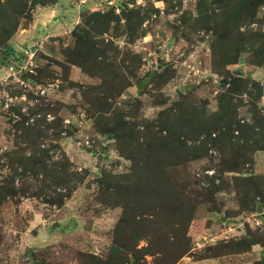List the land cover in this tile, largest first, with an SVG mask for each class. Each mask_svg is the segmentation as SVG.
Instances as JSON below:
<instances>
[{"label":"trees","instance_id":"16d2710c","mask_svg":"<svg viewBox=\"0 0 264 264\" xmlns=\"http://www.w3.org/2000/svg\"><path fill=\"white\" fill-rule=\"evenodd\" d=\"M60 1L0 0L2 67L18 69L25 63L27 50L19 52L11 40L24 22L33 21L37 7H50ZM121 6V15L113 9L84 13L88 11L86 9L72 32L73 46H67L63 52L65 62H58L65 81H69L71 66L101 78L102 83L82 88L83 107L88 105V113L97 118L96 130L115 141L119 156L129 163L124 174L115 175L103 169L96 179L101 203L110 209H121V215L112 232L106 258L89 254L85 256L86 264H178L185 257L216 259L247 253L256 244L264 245L261 228H247L241 237L206 245L201 250L193 246L191 234L192 224L201 207L207 206L210 212L222 214L215 196L230 186L228 180H223L226 173L232 174L230 181L244 192L241 210L256 213L258 200L264 206L262 177L249 170H246V177L238 178L236 175L242 173V166L253 164L256 152H264V112L258 106L263 87L260 82L234 75L228 69L240 64L245 53L251 54L250 65L264 66V15L258 18V10L264 7V0H199L198 17L190 26L197 32L205 30L214 35L211 43L213 65L215 73L222 77L217 110L209 113L207 100L192 104L178 91L180 99L162 110L155 120L140 117V100L135 101L136 105L128 106L127 111L115 105L116 99L132 86L130 77H136L134 68L127 62L133 60L136 64L137 58L127 55L121 65L117 64L118 47L100 38L109 33L112 23H120L121 18L125 19L126 30H134L130 27L131 21L135 17L140 18L142 13L139 8L128 9L126 3ZM244 24L246 31L241 30ZM254 24L258 28L251 27ZM32 50L37 55L39 48ZM111 52L112 56L109 55ZM35 72L36 75H23V79L33 86L41 84L43 77L54 78L51 71L43 68ZM170 77L171 68H167L163 73H153L150 82ZM14 87L16 85L12 84L4 89L11 91ZM20 91L11 92L12 98L14 95L19 97ZM139 91L143 93V89ZM245 94L249 97L247 112L251 116L250 122L245 121L240 113V108L246 106L241 98ZM20 104L19 107L11 103L6 111L11 125L9 134L15 132V147L0 158H7L13 170L0 181V206L31 191L30 185H17L18 178L29 175L41 182L38 191L58 194L55 199L58 198L61 205L66 196L57 193V189L64 187L72 191L86 178L84 174L72 171L71 161L64 153L57 161L53 160V152L61 150L59 142L66 132L64 119L57 110L51 109L49 102L44 101L27 113L22 112ZM130 108L134 111L129 112ZM48 115H54L55 120L48 122ZM140 127L144 130L141 131ZM48 140L55 142L50 144L52 148L43 147ZM213 152H217L220 158L216 166L214 156L217 155ZM204 159L210 161L218 175H205L204 181H193L188 171L190 164ZM49 175H52L51 180ZM218 176L221 177V185H216ZM71 184L75 185L71 187ZM252 188L255 194L250 193ZM225 216L229 219L227 213ZM220 223L223 224L222 221ZM142 241L145 245L140 247ZM147 257L152 258L151 262ZM258 264H264V260Z\"/></svg>","mask_w":264,"mask_h":264},{"label":"rangeland","instance_id":"374dc122","mask_svg":"<svg viewBox=\"0 0 264 264\" xmlns=\"http://www.w3.org/2000/svg\"><path fill=\"white\" fill-rule=\"evenodd\" d=\"M69 3L71 5L69 18L80 17L79 23L86 9L88 11L84 13L94 12L92 10L94 0L88 1V6L78 0H70ZM123 3L127 5L134 2L122 0ZM198 3L199 0H147L146 4L139 8L142 10L140 18L135 17L131 21L130 27L134 30H126L123 18L120 23H112L109 33L100 39H104L106 43L113 42L118 47L117 64L121 65L122 59L127 55L136 57L137 60L136 64L133 60L127 62L136 73L135 78L130 77L132 86L127 88L116 102L113 100L110 102H115L120 110L127 111L128 106L136 105L135 101L140 100L142 103L140 117L155 120L162 110L180 99L178 94L180 91L192 104H200L207 100L209 113L217 110V96L222 77L215 73L213 65L211 43L214 35L205 30L197 32L190 26L198 17ZM80 4L82 8L84 6L86 8H81L78 15ZM263 15L264 7L258 10V18ZM32 23L35 25L34 21L24 22L21 30L34 31ZM61 25L64 28L54 29L55 35L52 38L48 32L43 34L42 31H37L36 37L30 36L27 41L21 42L19 31L11 40L12 46L19 52L38 47L34 71L39 68L46 69L51 71L54 78L43 77L44 81L36 86L27 81L28 85L25 88L10 80V66L0 65V158L15 147L13 140L15 132L9 134L11 125L6 113L8 105L15 103L20 107L22 103V112L27 113L45 101L52 104L51 109L57 110L64 119L66 131L59 142L61 150L53 152L55 153L53 160L57 161L64 153L71 161L72 171L84 174L86 178L76 187L72 183L71 187L74 186L72 191L64 187L57 189V193L66 196L61 205L60 201H57L58 198L55 199L58 194L52 191H38L41 182L37 177L29 175L26 178H18L17 185H30L31 191L24 196L11 198L0 206V264H86L85 256L89 254L106 258L109 245L112 243V232L120 219L121 209H110L101 203L95 184L103 169L121 175L127 172L129 163L119 156L115 141L109 140L106 135L96 130L97 118L88 113V105L83 107L82 88L102 83L101 78L71 66L69 81L64 80L65 74L58 62H65L63 52L67 46H73L72 32L77 24H73L72 21L67 26L64 22ZM251 27L256 29L258 25L254 24ZM241 30L246 31V24ZM45 38L47 39L44 40ZM109 55L112 56V52ZM250 59L251 54L245 53L240 64L232 65L228 69L234 75L239 72L240 76L261 83L263 92L258 106L264 112V66L260 68L252 66ZM167 68H171L170 78H158L155 82H150L153 73H163ZM12 84L16 87L10 89L11 91L4 89ZM140 88L143 89V93H140ZM18 89L21 90V95L18 94L19 97L14 95L12 102L7 101L8 97H12L11 92ZM241 98L247 106L240 108L241 117L250 122L251 116L247 112L249 97L245 94ZM133 111V108L129 109V112ZM50 116L52 118L49 119L48 115L47 121H54V115ZM16 119L17 117L14 118ZM68 119L71 122L66 124L65 121ZM140 130L143 131L144 128L140 127ZM51 143L55 142L48 140L43 147L50 148ZM212 154L217 155L214 156L216 166L220 158L217 152ZM262 157L264 152H256L253 164L242 166V173L236 174L237 177H246V170H249L254 175L261 176L264 181V165L259 173L255 171V164L258 163V158L262 160ZM262 161L264 164V160ZM210 166L208 159L190 164L188 171L192 180L204 181L205 175L209 177L218 175L217 169ZM11 171L13 170L9 160L7 158L1 160L0 181L9 176ZM224 175L223 180L225 182L228 180L230 186L219 192L215 198L218 207L221 208V217H226L227 213L229 219L226 217L225 222L221 224L219 217L210 212L207 206L201 207L191 227V234L195 236L193 239L195 248L202 246V242L209 239L213 242L207 245L212 246L211 243H218L225 238L231 240L241 237L236 236V228L245 232L247 228L253 227L252 225L255 227L253 219L258 211L252 213L240 209V201L245 199L244 192L230 181L231 173ZM51 177L52 175H49L48 179L51 180ZM218 177L216 185H221V177ZM252 190L250 193L255 194L256 191L253 188ZM259 203L262 202L258 200ZM214 239L220 240L214 242L216 241ZM144 245L145 241H142L140 247ZM203 248L204 246L200 250ZM147 260L151 262L152 258L147 257ZM186 262L190 263L184 259L183 263Z\"/></svg>","mask_w":264,"mask_h":264},{"label":"crops","instance_id":"0c3cea01","mask_svg":"<svg viewBox=\"0 0 264 264\" xmlns=\"http://www.w3.org/2000/svg\"><path fill=\"white\" fill-rule=\"evenodd\" d=\"M69 1L70 0H62L59 3L53 6H50V7H40V6L37 7L33 14V21L35 25L32 23L33 26H31L32 29H34V31H29L27 29L20 30L21 42L27 41L30 38V36L36 37L35 34L37 33V31H42L43 34L48 32V34H50L51 36L50 38H52L55 35L54 29L60 30L61 28H64L63 25H61V23L63 22H64V25L66 26L70 24V22L72 21H73V24L75 25L78 24L80 21V17L78 19L76 17L69 18V14H70L69 12L71 9L69 8V6H71L69 5L70 4ZM86 6L82 8L81 4L78 5L79 7L78 15L80 14V9L81 8L84 9L86 8ZM23 31L25 33H22ZM46 39L47 38H45L44 40ZM262 158H263L262 160H264V157ZM262 160L258 158V163L255 164L256 173H259L260 172L259 170H261L260 168L263 167L264 165L262 164L263 163ZM263 210H264V206H263ZM221 216L222 215L216 214V217H219L222 223H224L225 221H223V218ZM253 221H254L255 227L254 225H252L253 227H250V228H256V229L261 228L264 231V212L263 214H257V216H254ZM243 231H244L243 229L236 228V233H235L236 236H243L245 233ZM193 238H195V236H193ZM219 238H222V237H219ZM214 240H216L214 242H217L220 239H214ZM224 240L227 241L229 239L225 238ZM211 241L212 240L209 239L207 242H202L203 243L202 246L205 247L207 244H210L209 242ZM214 244L211 243V245H214ZM202 246L197 247L195 249L200 250ZM184 259L189 260L190 263L188 262L183 263ZM184 259L178 264H258L264 260V245L256 244L252 247V249L249 252L244 253V254H239V255H229V256H224V257H220L216 259H208V260H195L192 257H185Z\"/></svg>","mask_w":264,"mask_h":264},{"label":"built area","instance_id":"2783aa9c","mask_svg":"<svg viewBox=\"0 0 264 264\" xmlns=\"http://www.w3.org/2000/svg\"><path fill=\"white\" fill-rule=\"evenodd\" d=\"M88 1H93V0H80L81 4H87ZM94 7L93 11H107L109 9H113L117 15H121L123 7L121 6L122 0H94ZM147 0H136L134 3H128L127 6L129 8H140V6L145 5ZM128 2V0H126ZM27 55V60L25 63L20 66V68L16 69L13 66L9 67V70L11 72L10 77L14 79V81L18 84V86L25 87L28 85L27 81L23 79V75L25 74H35L34 71V65H35V57H36V51L35 50H27L25 52ZM46 90V89H45ZM23 98V97H21ZM12 97L9 98L8 100L12 102ZM25 100V99H24ZM9 106V105H8ZM49 119L52 118V116L49 115ZM66 124L70 123L71 120L68 119L65 121Z\"/></svg>","mask_w":264,"mask_h":264},{"label":"water","instance_id":"95a60500","mask_svg":"<svg viewBox=\"0 0 264 264\" xmlns=\"http://www.w3.org/2000/svg\"><path fill=\"white\" fill-rule=\"evenodd\" d=\"M236 75L240 76L241 73L237 72ZM263 212H264L263 205H262V203H259L258 204V214H263ZM225 220H226V218L223 217V221H225Z\"/></svg>","mask_w":264,"mask_h":264}]
</instances>
